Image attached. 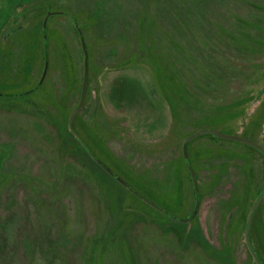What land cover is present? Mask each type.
Masks as SVG:
<instances>
[{"label":"flooded vegetation","instance_id":"af4514ba","mask_svg":"<svg viewBox=\"0 0 264 264\" xmlns=\"http://www.w3.org/2000/svg\"><path fill=\"white\" fill-rule=\"evenodd\" d=\"M188 1L177 3L182 11L196 8L206 16L189 36L177 31L182 40L174 43V56H153L149 36L109 40L92 50L91 23L68 10V0L25 6L33 10L28 21L40 44L30 54L19 35L26 25L21 16L3 29L0 83L22 88L3 93L18 97L20 137L15 136L30 143L29 149L19 146L18 154L14 147L19 159L13 160L34 162L27 170L38 181L40 162L51 164L55 156L74 160L64 163L67 176L47 197L35 200L37 187L26 182L30 189L22 191L19 204L23 211L37 203L45 216L41 202H49L55 214L46 218L62 222L76 209L81 219L91 206L77 184L101 174L108 180L100 176L99 195L114 209L113 227L127 224L133 234L137 229L150 235L175 226L168 230L175 246L193 233L190 257L209 258L205 264H264V0ZM92 10L99 15L96 6ZM61 20L68 23L64 30ZM109 72H115L118 88L119 76L138 80L137 92L159 111L156 121L167 124L161 139L131 136L128 115L116 114L127 105L109 110ZM5 165L10 183L20 181ZM51 167L49 179L57 172ZM16 209L4 217L18 218ZM170 252L169 264H178L182 255L189 264L188 255L175 256L172 247Z\"/></svg>","mask_w":264,"mask_h":264},{"label":"rangeland","instance_id":"374dc122","mask_svg":"<svg viewBox=\"0 0 264 264\" xmlns=\"http://www.w3.org/2000/svg\"><path fill=\"white\" fill-rule=\"evenodd\" d=\"M36 1L39 0H0V34L7 25L17 21L15 18L17 14L21 16L26 21V25L21 29L19 35L26 45H29L27 47L28 54L31 53L32 49L36 50L40 46L37 43L38 31L28 21L33 10H25L26 5ZM68 1H72L67 7L68 10L71 9L72 13L77 14L84 23H88V21L91 23L89 25L92 30L91 35L88 36V41L94 42L92 50L96 45H106L105 42L109 40H111L109 44H118L122 41H143L149 36L150 51L153 56H174L176 50L174 43L182 40L177 31H182L186 36H189L193 32V27L198 29L196 23L202 21L203 17L206 16L201 11H197L196 8L195 10L182 11L177 3L182 4L183 0ZM95 6L97 7L95 12L100 16L92 10ZM61 17L64 18L60 16L57 19ZM38 19L40 20L41 17ZM52 19L53 17L50 18L49 22ZM65 20L59 21L61 30L66 29L68 26ZM115 28L118 29V32ZM49 29L47 30L49 31ZM12 35L8 34V37L10 38ZM114 75L115 72H109V75L106 76L108 79L104 85L105 90ZM118 79L121 86L128 89L138 86L136 78H129L126 75L119 76ZM21 89L17 84L7 86L0 83V180L7 192V195H5V191L0 192V264H169L168 260L171 259L170 247L175 251V256L188 255L189 258L186 259L190 260L189 264L208 263L209 258L197 256L196 253L190 257V241L195 238L193 233L189 238H186L187 236L181 238L178 245L175 246L174 241L169 237L171 235L168 234L171 233L168 230L176 229L175 226L166 227L168 229H166V232L163 231L162 234L159 232L150 233L151 236L140 234L137 229L136 234H133L134 229L127 224H118L113 227L111 220L113 219L114 209L109 208V204H106L99 195L101 188H98L100 187L98 180L101 174L98 176V174L92 173L93 182L88 181L87 185L82 182L77 184L80 190L85 191L88 195L89 202L87 201V205L91 206L87 208V216L83 214L81 219L79 213L81 215L82 212L76 209L74 215L68 213V216L63 218V220H66L62 222L55 217L46 218L45 216L49 213L51 216L55 214L52 208H48V205L51 206L49 202H41L42 208L45 206L42 209L45 216L40 214L41 210L38 208L37 203L35 205L31 204L32 207L28 203V207L25 206L22 211L19 204L21 199L24 198L22 191L30 189L26 182L37 187V192L34 193V195L36 194L35 200L44 196L47 197L51 189L55 185L60 187V183L67 176L63 171L66 168L64 163L67 162L70 165V162L73 163L74 160H71L68 156L65 158L55 156L54 159H51V164L46 161L40 162L38 166L41 175L39 181L34 178L32 171L27 170V168L33 169L35 167L34 162L25 160V163L29 165L25 166L24 160L19 164V161L15 162L13 160V157L16 159L18 156V149L19 151L20 148H23V150L29 149L28 145L30 146V143L27 139L18 140L20 137L18 109L16 108L18 97L4 95L3 92H17ZM128 98L129 95L124 100ZM107 104L111 112L115 110L109 100H107ZM128 109L129 111H127ZM144 110H146V107L139 104L125 108L119 113L116 112V114L128 115L126 121L131 125L130 134L137 140L155 141L161 139L166 133L167 127L162 136H147L142 133V128L135 127L138 121H141L144 117L143 113L138 111ZM143 120L145 121V118ZM14 147L17 148V154H14ZM5 164H9L10 174L16 173V176L13 175L12 178H16V180L20 178V181L10 183V179H7L9 171H6ZM17 165H19L21 172L18 170ZM51 166L56 167L57 172L55 177L49 179ZM102 177L104 180H108L106 176L103 175ZM4 187H1L0 190H5ZM11 201H15L17 209L19 208L18 211L16 205ZM6 209L9 212H5ZM13 209L17 211L15 216H19L21 219L19 217L12 219L4 217V215H11L10 211ZM123 213L121 212V215ZM24 215L29 218H25ZM74 216L77 217L75 221H73ZM2 217L5 221H2ZM179 226L184 227L186 225L180 223ZM137 227L139 228L140 225L135 224V228ZM31 233L35 234L34 239H32ZM149 246L151 251L147 250ZM148 254H150V257ZM183 257L182 255L177 260L178 264H184ZM209 263L211 264L210 260Z\"/></svg>","mask_w":264,"mask_h":264},{"label":"water","instance_id":"95a60500","mask_svg":"<svg viewBox=\"0 0 264 264\" xmlns=\"http://www.w3.org/2000/svg\"><path fill=\"white\" fill-rule=\"evenodd\" d=\"M116 80L111 78V81L108 85V100L113 105L116 106L118 103L127 105V107H131L132 105H142L146 107V110L144 111H138L140 113H143V118H145V121L142 120L138 121V124L135 126L137 128H142V133L147 136H154V135H160L162 136L165 128L167 127V124L162 125L158 123L156 120L159 115V111L150 107L149 102H146V98L142 97L137 92V87H133V89L130 87L129 89L124 86H116ZM118 88V89H117ZM126 94V95H125ZM125 95V96H124ZM129 95V98L127 100H124L125 97ZM129 111V109L127 110ZM161 133V134H160Z\"/></svg>","mask_w":264,"mask_h":264}]
</instances>
